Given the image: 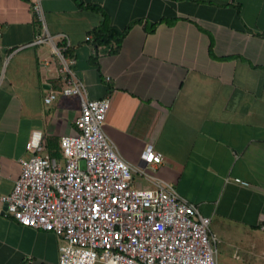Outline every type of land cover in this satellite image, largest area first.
Listing matches in <instances>:
<instances>
[{"label":"crops","instance_id":"1","mask_svg":"<svg viewBox=\"0 0 264 264\" xmlns=\"http://www.w3.org/2000/svg\"><path fill=\"white\" fill-rule=\"evenodd\" d=\"M42 5L45 28L30 0H0V194L14 188L32 131L59 145L76 130L81 99L60 93L67 74L54 49L65 46L87 97H110L105 130L121 155L143 166L154 144L164 160L148 170L211 218L219 264H264V0ZM106 24L128 29L120 45L96 47L93 31ZM43 32L53 39L33 44ZM60 245L0 215V264H59Z\"/></svg>","mask_w":264,"mask_h":264},{"label":"built area","instance_id":"2","mask_svg":"<svg viewBox=\"0 0 264 264\" xmlns=\"http://www.w3.org/2000/svg\"><path fill=\"white\" fill-rule=\"evenodd\" d=\"M30 3L45 28L42 0ZM86 38L93 41L92 35ZM52 39L43 32L33 44ZM64 48L54 44L67 74L60 93L81 99L76 130L61 137V157L48 151L43 131H32L14 188L0 194V215L57 235L59 264H219L220 240L211 231V218L174 183L148 170L164 160L154 144L143 150V166L121 155L105 130L110 97H87L86 85L72 68L75 59ZM57 97L51 91L45 102ZM136 175L153 185L138 186Z\"/></svg>","mask_w":264,"mask_h":264},{"label":"trees","instance_id":"3","mask_svg":"<svg viewBox=\"0 0 264 264\" xmlns=\"http://www.w3.org/2000/svg\"><path fill=\"white\" fill-rule=\"evenodd\" d=\"M153 30L154 29L152 28L149 29L148 31L150 32ZM127 31L128 29H125L124 31L123 30L120 31L115 28L109 27L107 24L103 25L102 27L97 28L93 31V35L95 38L94 43L96 47L100 45L109 46L113 41H115L118 45H120L121 40ZM64 52L69 54L70 53L69 48L67 50H64ZM47 149L52 155L61 157L60 148L59 145H57V143H52V144L47 143Z\"/></svg>","mask_w":264,"mask_h":264}]
</instances>
